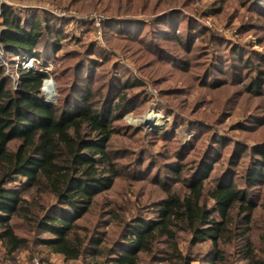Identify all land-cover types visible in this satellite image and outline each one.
<instances>
[{
  "label": "rangeland",
  "instance_id": "obj_1",
  "mask_svg": "<svg viewBox=\"0 0 264 264\" xmlns=\"http://www.w3.org/2000/svg\"><path fill=\"white\" fill-rule=\"evenodd\" d=\"M1 4L32 15L29 23L39 20L54 30L40 58L32 57L33 52L15 55L0 48V63L12 81L30 65L27 69L47 72L41 90L50 105H76L81 94H90L97 108L114 112L109 148L119 175L110 189L94 198L87 213L74 219L72 239L79 234L85 261L104 264L115 258L129 246L136 223L157 219V205L168 189L185 191L205 176L208 185L227 175L228 181L241 182L249 198H255L260 220L264 173L251 184L244 176L264 150V0H0ZM123 12L134 16H122ZM2 28L0 16V32ZM252 57L261 61L260 87L250 83L247 60ZM48 80L53 91L46 88ZM8 186L26 200L27 214H70L57 213L54 197L33 201L36 196L27 191L22 177ZM232 215L236 218V211ZM13 222L17 234L51 236L34 222L31 227H24L18 217ZM259 225L250 229L248 238ZM190 239L188 232L179 233L178 244L184 254L190 252L191 264H209L211 242L191 244ZM35 242L31 239L35 253L22 250L4 258L0 239V264H31L41 256L47 262H65L62 255ZM154 247L155 257L144 255L141 264H178L164 258L168 249L163 239ZM225 248L236 254L242 241L238 237ZM82 258L66 263L84 264ZM232 258L235 264H246L236 255Z\"/></svg>",
  "mask_w": 264,
  "mask_h": 264
},
{
  "label": "trees",
  "instance_id": "obj_2",
  "mask_svg": "<svg viewBox=\"0 0 264 264\" xmlns=\"http://www.w3.org/2000/svg\"><path fill=\"white\" fill-rule=\"evenodd\" d=\"M26 13L0 5V48L15 55L33 52L32 57L40 58L41 47L54 30L49 31L50 25L43 26L39 20L29 23L27 18L32 15ZM60 42L61 38H57L56 44ZM260 63L254 57L247 60L253 75L252 87L262 84ZM48 77L47 72L21 68L19 78L12 81L0 63V239L4 258H13L22 250L35 253L30 243L36 239L35 246L45 245L49 252L62 255L65 262L81 259L85 246L79 234L72 239L77 223L74 219L87 213L94 198L110 189L119 175L109 148L115 133L114 112L97 108L90 94H81L76 105H50L41 90ZM259 152L261 158L244 176L248 184L258 181L264 173V150ZM19 177L24 178L27 191L36 196L33 201L54 197L57 213L70 214L59 218L39 216L36 211L33 215V211L25 213L26 200L8 186L10 180ZM203 180H193L185 191L168 189L157 205V219L136 223V228L131 229L133 239L128 241L129 246L104 264H141L144 255L155 257L158 250L154 246L159 239L167 245L166 261L191 264L190 252L184 254L178 244L180 232L191 235V244L211 242L213 258L209 264H235V255L246 264H264V215L259 220L258 213L255 214V198H249L241 182L228 181V175L216 180V185H208L207 176ZM206 198L212 201L211 205ZM234 211L237 219L232 215ZM17 217L23 220L24 227H31L34 222L51 236L38 239L17 234L13 222ZM258 222L260 228L248 238L250 229L253 232ZM238 237L242 248L236 254L227 251L225 246L234 244ZM46 259L41 256L42 262Z\"/></svg>",
  "mask_w": 264,
  "mask_h": 264
},
{
  "label": "built area",
  "instance_id": "obj_3",
  "mask_svg": "<svg viewBox=\"0 0 264 264\" xmlns=\"http://www.w3.org/2000/svg\"><path fill=\"white\" fill-rule=\"evenodd\" d=\"M32 58V57H30ZM30 65L25 66L24 68H27ZM31 264H67L66 262H61V263H55V262H42L40 259L38 258H33V260L31 261Z\"/></svg>",
  "mask_w": 264,
  "mask_h": 264
},
{
  "label": "bare ground",
  "instance_id": "obj_4",
  "mask_svg": "<svg viewBox=\"0 0 264 264\" xmlns=\"http://www.w3.org/2000/svg\"><path fill=\"white\" fill-rule=\"evenodd\" d=\"M52 82L50 81V80H48L47 82H46V88H47V90H49V91H53L54 90V88H53V86H52V84H51ZM54 94V93H53ZM53 97V96H52Z\"/></svg>",
  "mask_w": 264,
  "mask_h": 264
}]
</instances>
